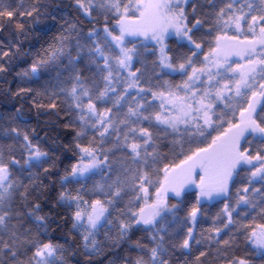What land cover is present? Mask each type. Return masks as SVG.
<instances>
[{"label":"snow or ice","instance_id":"obj_1","mask_svg":"<svg viewBox=\"0 0 264 264\" xmlns=\"http://www.w3.org/2000/svg\"><path fill=\"white\" fill-rule=\"evenodd\" d=\"M76 8L15 71L60 8L0 0V98L32 96L38 115L55 117L44 149L15 126L22 108L0 114V264H97L102 252L107 264H204L213 252L212 264H264V0ZM206 203H223L215 236L196 231ZM69 218L54 243L50 229ZM226 229L235 234L222 239ZM239 236L249 251L230 257Z\"/></svg>","mask_w":264,"mask_h":264},{"label":"trees","instance_id":"obj_2","mask_svg":"<svg viewBox=\"0 0 264 264\" xmlns=\"http://www.w3.org/2000/svg\"><path fill=\"white\" fill-rule=\"evenodd\" d=\"M14 4H18L21 2V0H12ZM27 3L28 0H25ZM50 3L52 6H59L60 12L57 13L58 20L56 23L55 29H53L52 32L48 34L47 37H41L38 35L37 32H32L28 39L25 41V51H27L29 54L24 57H19L17 60H14L13 63H20V67H17L15 71H20L21 67H27L28 64L32 62V60L38 58V54L42 53V50L44 47H47V43L51 42V39L54 35H56L60 29V26L64 24L65 20L74 21L78 20L80 18V11L76 8V0H50ZM190 10V9H189ZM50 20V18H48ZM47 22V21H42ZM170 47L173 48V50H176V44L175 42H170ZM148 61L150 62L154 57H147ZM27 61V63H22V61ZM139 63L137 64V67H139ZM178 80L179 77H176ZM31 86V85H30ZM16 85H13V89H15ZM40 100V98H37ZM32 96L25 97L23 100H10L9 102H5L2 98H0V114H6V113H13L15 111V107L22 108L23 113V121L17 120L15 122V126L20 127L21 131H27L30 135L35 136V142H39L40 146L44 149H47L51 146V140H48L45 138V131H46V121H49L51 119H54V116H48L44 114H39L37 112V109L32 106L31 103ZM42 102L47 103V100H43ZM15 105V107H13ZM63 114V113H61ZM33 129H35V132L33 133ZM51 135V134H50ZM19 154V153H18ZM71 156V154H68ZM70 162H75L74 160L69 161L65 160V164L63 166H67L70 164ZM91 182H89V185ZM73 189L76 187H79V185H73ZM242 187L240 184H237L232 189V197H233V203L235 200V192L236 189ZM87 198V197H86ZM195 196L194 191L192 192L191 196L188 198V206L192 202H194ZM170 203H175V199H172L169 201ZM223 207V203L216 204L213 206V204L206 203L203 211V215L200 217V223L196 227L197 234L203 233L204 235L211 234L212 236H215V233H209V230L213 227H222L221 222L213 223V218L216 216V214L220 211V209ZM181 216L185 214V212L182 210L179 213ZM227 217H221L222 221H226ZM251 218H249L250 220ZM247 222V221H246ZM62 225V229H58L55 232H52L50 229V238L54 243H62L64 235L67 233L68 228L71 225L70 218L68 220L67 225H64L63 221H60ZM55 227V225H53ZM114 231V230H113ZM104 229L101 230L100 239L103 240ZM186 232V228H185ZM235 234V229H226L223 231L222 239H229L230 235ZM137 236H144L145 242L146 240V234L137 233ZM215 247V246H214ZM250 245H245L243 236H239L236 242L232 245L231 248L228 249L229 256L235 255L236 257H244L245 254L249 251ZM201 251L208 252L209 249L207 245H203L200 248ZM107 251V250H105ZM199 253L196 252L194 255H198ZM215 255L213 252L211 255L203 258L204 264H212V258ZM79 259L83 260V257H78ZM249 259L253 260V264H259V259L254 256H249ZM95 260L97 264H107V261L105 259V253L99 254L97 257H95Z\"/></svg>","mask_w":264,"mask_h":264},{"label":"rangeland","instance_id":"obj_3","mask_svg":"<svg viewBox=\"0 0 264 264\" xmlns=\"http://www.w3.org/2000/svg\"><path fill=\"white\" fill-rule=\"evenodd\" d=\"M194 191V190H193Z\"/></svg>","mask_w":264,"mask_h":264}]
</instances>
